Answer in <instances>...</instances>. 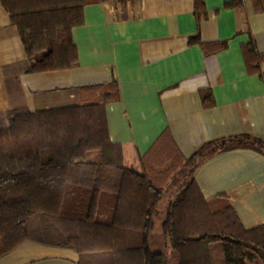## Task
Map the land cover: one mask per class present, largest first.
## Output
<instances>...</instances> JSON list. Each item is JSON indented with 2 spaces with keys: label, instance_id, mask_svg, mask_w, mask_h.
<instances>
[{
  "label": "crops",
  "instance_id": "crops-1",
  "mask_svg": "<svg viewBox=\"0 0 264 264\" xmlns=\"http://www.w3.org/2000/svg\"><path fill=\"white\" fill-rule=\"evenodd\" d=\"M72 37L74 67L26 72L0 0V111L76 106L94 98L87 87L115 81L105 112L126 166L172 183L173 193L192 178L205 198L226 195L245 228L264 224V150L227 140L176 184L172 166L211 141H264V0L89 2ZM0 264H80V255L29 241Z\"/></svg>",
  "mask_w": 264,
  "mask_h": 264
},
{
  "label": "trees",
  "instance_id": "trees-1",
  "mask_svg": "<svg viewBox=\"0 0 264 264\" xmlns=\"http://www.w3.org/2000/svg\"><path fill=\"white\" fill-rule=\"evenodd\" d=\"M97 1L1 0L26 49L24 70L74 67L72 29ZM86 89L94 98L76 106L0 111V257L31 241L75 250L80 264H264V224L245 228L226 195L205 198L192 178L173 193L126 166L105 112L116 82ZM227 140L264 150L249 135L208 142L173 162L174 183Z\"/></svg>",
  "mask_w": 264,
  "mask_h": 264
},
{
  "label": "rangeland",
  "instance_id": "rangeland-1",
  "mask_svg": "<svg viewBox=\"0 0 264 264\" xmlns=\"http://www.w3.org/2000/svg\"><path fill=\"white\" fill-rule=\"evenodd\" d=\"M184 169H185V171L186 172H188L189 171V168H187V167H184ZM187 181H188V179H187ZM167 193H166V196L168 197V191H166ZM162 209H163V206H162ZM162 220H163V213H161L160 215H158V217H157V223H158V226H160V224H161V222H162ZM159 231V230H158ZM155 240H156V238H155Z\"/></svg>",
  "mask_w": 264,
  "mask_h": 264
}]
</instances>
